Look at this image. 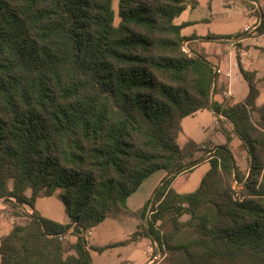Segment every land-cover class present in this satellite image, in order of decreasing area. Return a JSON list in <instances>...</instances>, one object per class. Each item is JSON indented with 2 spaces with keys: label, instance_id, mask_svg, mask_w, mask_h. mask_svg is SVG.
I'll list each match as a JSON object with an SVG mask.
<instances>
[{
  "label": "trees",
  "instance_id": "trees-1",
  "mask_svg": "<svg viewBox=\"0 0 264 264\" xmlns=\"http://www.w3.org/2000/svg\"><path fill=\"white\" fill-rule=\"evenodd\" d=\"M196 6L0 0V198L16 218L0 236V264H92L87 231L114 215L135 217L130 240L148 238L165 264H264V102L255 72L242 67L245 97L212 99L213 65L186 50L187 23L175 22ZM255 11L262 35L264 6ZM202 108L230 122L227 141L238 136L249 157L245 176L227 143L198 157L192 140L179 145L181 119ZM205 158L196 189L172 188ZM160 169L167 175L151 198L131 210L127 197ZM41 195H56L69 222L40 215ZM68 233L74 242L62 241Z\"/></svg>",
  "mask_w": 264,
  "mask_h": 264
},
{
  "label": "crops",
  "instance_id": "crops-1",
  "mask_svg": "<svg viewBox=\"0 0 264 264\" xmlns=\"http://www.w3.org/2000/svg\"><path fill=\"white\" fill-rule=\"evenodd\" d=\"M253 1L255 0H242L245 7L244 16L247 19H244L237 30H230L229 25H215L213 23L214 19L204 18L201 19V22H198V19L190 18V16L180 19L182 12L192 10L195 7H187L175 19L176 23H187L182 28V34L187 37L184 41L186 49L204 55L214 69H220L221 72L216 73L212 85V99L218 103L234 104L241 101L247 94V82L240 72V67L255 72V81L259 92V82L264 81V47L257 43L264 38V34L256 35L254 30L250 32L243 31L246 25H251L258 20V15L251 13L255 11L251 5ZM224 4L229 3L224 1ZM208 6L210 9V0ZM240 31L243 34L238 36ZM209 33L234 36L216 40L206 38ZM234 50L237 58L236 71L232 59ZM251 50H258V52L255 55H248ZM180 125L181 130L178 135L180 146H183L188 140H192L198 145L206 144L212 149L217 145L227 143L236 165L243 174L247 173L245 171V158L246 156L248 158L247 151L240 138L232 132L229 133L230 140L227 141L224 131H230L231 124L222 115H216L209 108H202L183 117ZM198 156L197 154L194 155V157ZM208 168V159L205 158L191 169L181 171L174 177L171 183L172 188L180 193L193 191L199 185ZM166 175L167 172L160 169L144 179L137 190L127 197V206L133 211L142 208ZM29 193L30 191L26 190V195H29ZM53 196L55 195L38 196L35 201V210L40 215L52 220L61 223L69 222L68 215L63 213L62 208L54 210V207H52L53 204L55 205V201H51ZM30 210L33 211L31 207ZM127 217L136 220L133 229L126 230L121 227V223H124ZM9 221L10 225L5 222V219H0L1 235L5 234L12 225L13 220L10 218ZM137 224L138 220L135 217L114 215L106 217L102 222L90 228L91 233L86 235V247L89 250L92 264H158L161 260V254L153 252L154 245L148 238L138 237L135 240H130V235L137 229ZM93 236L95 237L94 243L89 242V238ZM65 238L74 242L76 236L68 233ZM97 246H106V248L102 251H96L93 248Z\"/></svg>",
  "mask_w": 264,
  "mask_h": 264
},
{
  "label": "rangeland",
  "instance_id": "rangeland-1",
  "mask_svg": "<svg viewBox=\"0 0 264 264\" xmlns=\"http://www.w3.org/2000/svg\"><path fill=\"white\" fill-rule=\"evenodd\" d=\"M117 1L118 0H113V7L115 9V11H117ZM197 6L192 9V10H187L182 12L180 19L185 18L186 16H190V18L192 19H198V22H201V19L207 18V19H214V24L221 26V25H229L231 28L230 30H237L238 28H240L241 24L243 23L244 19H247L244 16V11H245V7L242 3V0H210V9H209V0H197ZM224 1H228L229 4L225 5ZM254 14H257L256 11L251 12ZM118 17H115V24L118 23ZM243 34L242 31H240L238 36H241ZM234 36V35H232ZM242 38V37H239ZM258 41V40H257ZM258 44L262 45L264 47V38L257 42ZM187 50V49H186ZM258 50H251L248 55H255L257 54ZM232 59H233V64L235 67V71L236 69V51H233L232 54ZM263 85V86H262ZM259 86H260V92L256 98V104L260 105L264 102V81L259 82ZM252 118L253 121L257 122L258 121V114L256 112H252ZM221 124V123H220ZM222 127V124H221ZM200 147V145H199ZM201 149V148H200ZM197 155H201L204 154L206 155V149H201L199 151L196 152ZM246 162H245V171H247V167H249V157L245 158ZM243 174V173H242ZM245 176V174H244ZM45 199V198H44ZM51 201H55V205L52 207H54V210H60L62 208V211H64V214H67L64 208L63 203L61 202V200L55 195L51 198ZM57 201V202H56ZM57 203V205H56ZM7 208L5 210V212L7 211V215L3 218L5 219V222H10V218L12 217L13 222L16 221V218H14L12 216V212L13 210L10 208L9 204H6ZM12 222V223H13ZM136 224V220L134 218L131 217H127L126 221L124 223H121V227H123V229L129 230L130 228L133 229L135 227ZM10 225V223H9ZM2 234V232L0 231V235ZM66 236V235H65ZM65 236L62 238V241L68 240L65 238ZM89 242H93L95 241V237H90ZM71 251L67 250L66 254L70 253ZM158 264H165L164 261H160Z\"/></svg>",
  "mask_w": 264,
  "mask_h": 264
},
{
  "label": "built area",
  "instance_id": "built-area-1",
  "mask_svg": "<svg viewBox=\"0 0 264 264\" xmlns=\"http://www.w3.org/2000/svg\"><path fill=\"white\" fill-rule=\"evenodd\" d=\"M251 5H252V9L256 10L258 7L264 6V0H255L251 3ZM258 22H259V20H256L251 25L250 24L246 25L243 28V31L244 32H250V31L254 30L256 28V26L258 25ZM214 71L216 73L221 72L219 68H215ZM200 148L203 150L206 149V155H209L210 153L213 152V149L211 147H208L206 144H200ZM9 200L14 201V199L12 197H9ZM6 204H8V203L6 201H4L2 198H0V219L4 218L8 213L7 211L5 212V210L7 208ZM19 207L25 214H31L32 213V211L30 210V206L27 204L23 203V204L19 205ZM11 220H13L12 217H11ZM90 233H91V231L88 230L87 234H90Z\"/></svg>",
  "mask_w": 264,
  "mask_h": 264
}]
</instances>
